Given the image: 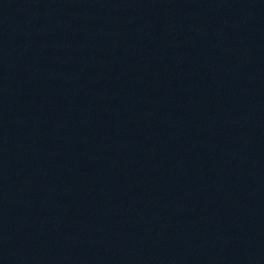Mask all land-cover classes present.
<instances>
[{
  "label": "water",
  "instance_id": "95a60500",
  "mask_svg": "<svg viewBox=\"0 0 264 264\" xmlns=\"http://www.w3.org/2000/svg\"><path fill=\"white\" fill-rule=\"evenodd\" d=\"M0 264H264V0H0Z\"/></svg>",
  "mask_w": 264,
  "mask_h": 264
}]
</instances>
